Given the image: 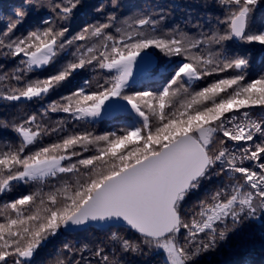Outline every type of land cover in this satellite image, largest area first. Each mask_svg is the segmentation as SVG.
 I'll return each mask as SVG.
<instances>
[{"label":"trees","instance_id":"trees-1","mask_svg":"<svg viewBox=\"0 0 264 264\" xmlns=\"http://www.w3.org/2000/svg\"><path fill=\"white\" fill-rule=\"evenodd\" d=\"M144 52L121 85L110 66ZM112 95L137 110L87 113ZM201 127L210 168L169 236L63 231L104 180ZM48 159L61 170L26 176ZM166 241L188 264H264V0H0V264H172Z\"/></svg>","mask_w":264,"mask_h":264},{"label":"water","instance_id":"water-1","mask_svg":"<svg viewBox=\"0 0 264 264\" xmlns=\"http://www.w3.org/2000/svg\"><path fill=\"white\" fill-rule=\"evenodd\" d=\"M246 28L247 15L240 13L232 21L233 37L242 39ZM208 136L207 127L197 135L184 133L159 152L108 177L63 221V230L127 227L145 237L169 236L179 226L176 204L181 194L209 170Z\"/></svg>","mask_w":264,"mask_h":264},{"label":"rangeland","instance_id":"rangeland-1","mask_svg":"<svg viewBox=\"0 0 264 264\" xmlns=\"http://www.w3.org/2000/svg\"><path fill=\"white\" fill-rule=\"evenodd\" d=\"M51 51L52 47H48L47 49L40 51L34 57V65H36L37 67H43L47 63ZM155 61V56L151 53H136L127 57L120 58L110 67L112 69L122 70L123 75L121 79V85H123L138 78L141 72L149 67H152ZM191 75H193L192 77H196L192 73ZM118 108H126L130 111L137 110V106H135V103L133 101L129 99L119 98L116 95H112L107 98L101 99L97 106L89 109L87 113L91 116L97 117L107 111ZM60 170L61 160L48 159L39 161L29 167L26 171V176L45 177ZM162 247L169 254L172 264H188L182 259L179 250L176 248L175 244L172 241L163 242Z\"/></svg>","mask_w":264,"mask_h":264}]
</instances>
